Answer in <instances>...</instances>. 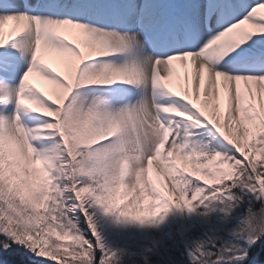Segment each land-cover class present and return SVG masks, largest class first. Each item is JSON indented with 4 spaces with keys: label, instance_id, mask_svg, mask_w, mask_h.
Segmentation results:
<instances>
[{
    "label": "snow or ice",
    "instance_id": "snow-or-ice-1",
    "mask_svg": "<svg viewBox=\"0 0 264 264\" xmlns=\"http://www.w3.org/2000/svg\"><path fill=\"white\" fill-rule=\"evenodd\" d=\"M262 256L264 0H0V264Z\"/></svg>",
    "mask_w": 264,
    "mask_h": 264
},
{
    "label": "rangeland",
    "instance_id": "rangeland-1",
    "mask_svg": "<svg viewBox=\"0 0 264 264\" xmlns=\"http://www.w3.org/2000/svg\"><path fill=\"white\" fill-rule=\"evenodd\" d=\"M261 261H264V256L261 257Z\"/></svg>",
    "mask_w": 264,
    "mask_h": 264
},
{
    "label": "trees",
    "instance_id": "trees-1",
    "mask_svg": "<svg viewBox=\"0 0 264 264\" xmlns=\"http://www.w3.org/2000/svg\"><path fill=\"white\" fill-rule=\"evenodd\" d=\"M5 255H7V254H5Z\"/></svg>",
    "mask_w": 264,
    "mask_h": 264
}]
</instances>
